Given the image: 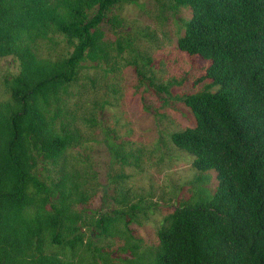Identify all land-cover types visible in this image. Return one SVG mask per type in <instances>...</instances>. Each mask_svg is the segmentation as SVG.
Wrapping results in <instances>:
<instances>
[{"label": "trees", "instance_id": "obj_1", "mask_svg": "<svg viewBox=\"0 0 264 264\" xmlns=\"http://www.w3.org/2000/svg\"><path fill=\"white\" fill-rule=\"evenodd\" d=\"M134 1L0 0V59L20 63L0 97V264H264V0H166L172 15L191 8L178 48L209 60L178 80L192 81L177 97L195 122L172 141L199 173L216 171L214 191L200 187L198 199L154 222L156 244L134 233L151 208L142 199L87 208L95 189L69 152L85 138L72 98L85 62L114 61L117 50L153 83L137 64V40L115 47L102 25L119 24L108 12ZM57 34L72 49L41 54V40ZM173 82L156 86L171 95ZM94 236L107 246L119 238L130 254L112 256Z\"/></svg>", "mask_w": 264, "mask_h": 264}, {"label": "rangeland", "instance_id": "obj_2", "mask_svg": "<svg viewBox=\"0 0 264 264\" xmlns=\"http://www.w3.org/2000/svg\"><path fill=\"white\" fill-rule=\"evenodd\" d=\"M108 15H116L120 23L114 26L104 22L106 37L115 47L118 40H137L141 53L137 64L154 80L149 83L138 75L128 52L114 51V61L85 62L89 65L78 80L81 87L77 91L81 94L72 98L85 138L69 152L81 161L80 167L87 166L90 171L95 193L87 208L102 213L111 211L123 200L142 199L151 208L147 216L139 215L141 223L134 225V233L142 236L145 243L156 244L154 222L173 210L179 201L198 199L200 187L213 192L218 182L214 169L199 173L193 168L191 154L178 148L171 137L174 130L195 122L177 96L193 91L192 81L182 84L183 80L198 69L196 65H206L209 60L178 48V37L185 31L182 18L191 15L190 7H181L172 15L166 0H136L115 6ZM147 34H151V40ZM156 41L160 44L158 49L153 46ZM41 43L40 53L52 57L72 49L62 34ZM150 57L148 63L145 58ZM19 65L12 55L0 59V97L6 92L5 78L16 73ZM161 81H174L171 95L157 88L156 83ZM121 172L128 177L121 178ZM200 175L204 178L198 182L196 176ZM92 239L95 245L105 246L112 256L130 254L122 248L124 243L119 238L110 246L98 236Z\"/></svg>", "mask_w": 264, "mask_h": 264}]
</instances>
